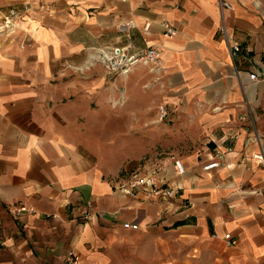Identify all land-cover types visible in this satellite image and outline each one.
I'll return each mask as SVG.
<instances>
[{
    "label": "crops",
    "instance_id": "obj_1",
    "mask_svg": "<svg viewBox=\"0 0 264 264\" xmlns=\"http://www.w3.org/2000/svg\"><path fill=\"white\" fill-rule=\"evenodd\" d=\"M9 8L22 14L0 33V264H69L70 251L77 264H264V0H0ZM151 46L158 67L94 77L95 50ZM147 160L177 195L114 191ZM177 243L200 256L175 257Z\"/></svg>",
    "mask_w": 264,
    "mask_h": 264
},
{
    "label": "built area",
    "instance_id": "obj_2",
    "mask_svg": "<svg viewBox=\"0 0 264 264\" xmlns=\"http://www.w3.org/2000/svg\"><path fill=\"white\" fill-rule=\"evenodd\" d=\"M225 6H229L224 2ZM28 7L24 5L22 11L27 10ZM21 11L16 8H9L5 12L0 11V33L11 34L15 31L17 23L21 18ZM132 24L128 22L127 25ZM162 32L165 36H172L175 34V29L169 26L165 21L160 23ZM232 52L237 50V45H233ZM99 59L104 65L106 72L109 74H118L126 76L131 69L139 64L152 65L158 67L160 63L161 52L158 48L151 46L145 49L129 52L127 47H111L99 51ZM254 78V74L250 75ZM160 118L167 115V108L165 105L158 107ZM257 161L264 165V150L254 155ZM219 156H212L209 161L202 166L203 170H208L218 166ZM173 174L175 176H182L185 174L186 169L180 158H172ZM114 191L118 194L138 199H150L154 196H159L160 199H168L177 195L182 187L179 184H172L165 173L164 164L154 162L152 160L144 161L143 163L132 167L130 172L115 181ZM20 211V209H19ZM18 212V211H17ZM87 219L89 215L84 213L82 216ZM124 228L136 229L137 223L128 221L123 223ZM229 233L224 234L225 239H229ZM0 245L3 243L0 241ZM67 262L69 264H77V259L72 251L67 254Z\"/></svg>",
    "mask_w": 264,
    "mask_h": 264
},
{
    "label": "rangeland",
    "instance_id": "obj_3",
    "mask_svg": "<svg viewBox=\"0 0 264 264\" xmlns=\"http://www.w3.org/2000/svg\"><path fill=\"white\" fill-rule=\"evenodd\" d=\"M97 50H95L94 56H95V61L97 63V65L95 66V68H97V70H94L95 74L94 77L99 76V74H103L106 78L110 79V82H116L119 80V78L124 77V75H118V74H109L106 72V69L104 68V65L101 63L100 59H99V50L96 52ZM80 72V71H79ZM80 75H83V72H80ZM117 103L116 105H112V107H118V106H126L127 102H125V100L122 98V96H119L117 99ZM192 246L187 250V245L186 244H181V243H177V245H175V257H199L201 252L199 249H193Z\"/></svg>",
    "mask_w": 264,
    "mask_h": 264
}]
</instances>
